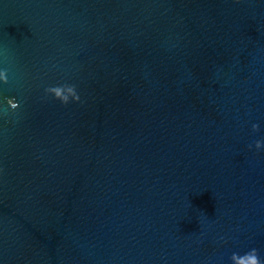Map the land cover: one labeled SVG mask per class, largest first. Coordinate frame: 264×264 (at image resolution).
<instances>
[{"label":"water","instance_id":"1","mask_svg":"<svg viewBox=\"0 0 264 264\" xmlns=\"http://www.w3.org/2000/svg\"><path fill=\"white\" fill-rule=\"evenodd\" d=\"M0 264H264V0H0Z\"/></svg>","mask_w":264,"mask_h":264}]
</instances>
